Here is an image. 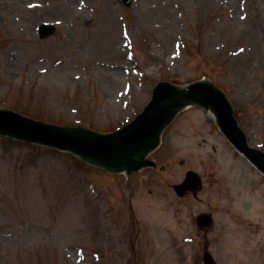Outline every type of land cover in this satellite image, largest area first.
<instances>
[{
  "label": "rangeland",
  "instance_id": "1",
  "mask_svg": "<svg viewBox=\"0 0 264 264\" xmlns=\"http://www.w3.org/2000/svg\"><path fill=\"white\" fill-rule=\"evenodd\" d=\"M42 23L56 27L45 40ZM201 78L264 151V0H0V108L108 132L158 82ZM156 146V167L127 176L0 136V264H202L205 249L217 264H264V177L210 110L182 109ZM189 170L203 189L179 198ZM208 211L204 234L195 218Z\"/></svg>",
  "mask_w": 264,
  "mask_h": 264
},
{
  "label": "water",
  "instance_id": "2",
  "mask_svg": "<svg viewBox=\"0 0 264 264\" xmlns=\"http://www.w3.org/2000/svg\"><path fill=\"white\" fill-rule=\"evenodd\" d=\"M201 98L211 103L219 112V124L239 148L244 149L245 142L232 117L231 107L223 94L213 90L208 82L197 83L183 91L176 92L166 83L159 84L153 93V99L143 113L124 130L111 135L99 134L71 128L43 125L27 120L11 112H0V132L12 137L38 140L35 133H45L49 143L59 148H69L88 158H92L107 167H133L136 161L133 154L143 145H147L158 133L165 120L173 113L180 100L189 101ZM37 137L42 139L41 134ZM195 177L193 176L192 179ZM208 215H202L205 218ZM203 219H199L202 222ZM209 263V261H207Z\"/></svg>",
  "mask_w": 264,
  "mask_h": 264
},
{
  "label": "bare ground",
  "instance_id": "3",
  "mask_svg": "<svg viewBox=\"0 0 264 264\" xmlns=\"http://www.w3.org/2000/svg\"><path fill=\"white\" fill-rule=\"evenodd\" d=\"M212 113V112H211Z\"/></svg>",
  "mask_w": 264,
  "mask_h": 264
}]
</instances>
